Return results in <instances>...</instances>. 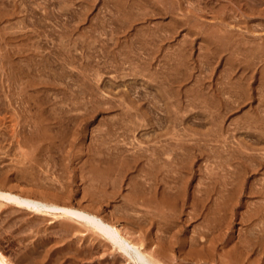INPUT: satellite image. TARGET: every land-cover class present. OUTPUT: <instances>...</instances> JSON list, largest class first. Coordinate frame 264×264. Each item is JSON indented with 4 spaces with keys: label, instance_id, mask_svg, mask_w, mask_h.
Wrapping results in <instances>:
<instances>
[{
    "label": "rangeland",
    "instance_id": "1",
    "mask_svg": "<svg viewBox=\"0 0 264 264\" xmlns=\"http://www.w3.org/2000/svg\"><path fill=\"white\" fill-rule=\"evenodd\" d=\"M0 104L1 191L162 264H264V0H0ZM3 201L11 264H135Z\"/></svg>",
    "mask_w": 264,
    "mask_h": 264
},
{
    "label": "bare ground",
    "instance_id": "2",
    "mask_svg": "<svg viewBox=\"0 0 264 264\" xmlns=\"http://www.w3.org/2000/svg\"><path fill=\"white\" fill-rule=\"evenodd\" d=\"M14 129H16V127ZM11 192L0 190V199H3L7 202L17 204V206L22 207L25 210L35 212L37 214H43L45 212L44 210L45 208L52 207V208L59 210L62 216H73V217H76L77 219H85L86 221L89 220L90 222L88 223L92 224L95 230L102 233V235L105 236L108 240H110V242H112L115 246H117L119 250L127 251V248H128L127 253L130 254V259L134 261L135 264H162L163 263V262L162 263L159 262L157 258L154 257V255H152L147 250H145L143 248L142 243H140L139 240L134 239L133 235L130 232H128L127 230L126 231L123 230V228H120L118 225L116 226L115 224L109 223V221L107 222L106 220H104L105 218L103 219V217H100V215L96 216L95 214L90 213L84 209H77L73 207L71 208V207L61 206V205L54 204V203L50 204L49 202L46 203L43 200L42 201L39 199L36 200L35 198L33 199L30 197H25L26 195L22 196V194L19 195L17 193L15 194ZM3 200L2 201L0 200V207L3 204H7ZM252 219H254V217ZM63 223L68 225L67 223H65V221ZM0 264H11V262L8 261L7 257L1 251H0Z\"/></svg>",
    "mask_w": 264,
    "mask_h": 264
}]
</instances>
